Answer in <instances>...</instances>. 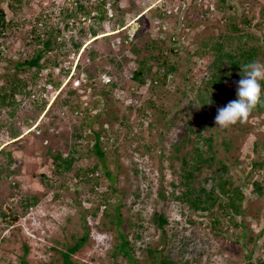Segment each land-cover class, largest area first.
I'll return each mask as SVG.
<instances>
[{
    "label": "rangeland",
    "instance_id": "1",
    "mask_svg": "<svg viewBox=\"0 0 264 264\" xmlns=\"http://www.w3.org/2000/svg\"><path fill=\"white\" fill-rule=\"evenodd\" d=\"M82 1H87V13H78L68 20L65 11L74 10V0H22L16 10H11L6 0L0 1V7L12 21L5 37L0 39V94H8L16 80L27 79L28 83L14 94L12 104H3L0 98V264H19L22 256L27 264H57L61 252L85 231L89 238L72 255L75 264H130L121 255H110L120 240L114 227L103 225L104 206H99L97 215H91L104 191L110 204H115L118 192L110 193L109 181L102 176L96 193H92V183L83 181L77 173L97 162L90 152L93 130L101 132L99 140L106 163L116 174L112 185L123 190L120 230L134 242V264H147L144 248L147 243L156 245L161 237L149 219L155 210L161 209L169 218L165 225L169 238L175 233V257L178 248L185 246L184 256L190 264L264 262V170L247 177L249 162L264 158V112L252 113L242 124L230 125L224 132L230 142L225 156L230 163L233 156L240 161L230 171L235 184H241L245 193L244 220L253 241L244 244L247 239H241L238 229L224 231L223 217L215 228H222V232L217 233L208 225L206 216L169 199L170 182L177 183L180 174V161L174 157L172 143L186 139L182 140L185 145L177 153L179 156L194 145L191 139L187 140L188 123L179 117L190 118L196 128L199 118L205 120L211 112L215 116L218 107L236 98V82L242 78L236 77L240 69L234 70V78L224 77L208 112L196 107L189 109V103H196L199 92L206 98L209 95L200 86L202 79L211 74L216 52L207 50L220 39L230 51L238 39L241 43L256 40L246 34H255V42L264 48V0ZM102 1L99 8L97 4ZM102 9L106 12L100 19ZM243 15L250 19V24L241 23ZM66 21L71 27L66 28ZM231 24L237 29L233 30ZM133 25L135 29L130 35L128 28ZM92 29L99 33L96 39L91 37ZM48 37L60 46L43 55L40 62L49 61L36 77L34 67L18 70L15 63L33 56L41 47L38 42ZM73 42L81 43V48L75 50ZM150 44L156 45L151 54L158 58L147 60L149 72L144 73L143 83H135L130 73L139 60L148 57L146 45ZM171 47L177 48L176 53H168L175 70L164 83L151 85V74L159 67L162 52H169ZM262 60L264 63V56ZM223 63L228 66L225 59ZM72 71L74 75L66 84L63 82L65 85L54 100L53 93L47 102L39 100L36 94L41 91L48 95L43 86L46 79L64 80L65 74ZM78 76L85 82L88 78L87 85L74 87L73 77ZM108 79L115 87L104 83ZM148 102L156 107L150 108ZM141 108L144 110L139 111ZM87 111L91 117L85 121ZM97 112L100 117L96 120ZM142 112L146 115L141 116ZM165 117L171 118L168 126L174 125L166 128ZM34 125L36 128L31 130ZM28 127L31 128L27 130ZM219 127L216 125L211 134L210 129L205 133L215 134ZM16 135L19 139L9 143ZM212 136L214 143L220 144L221 135ZM222 148L219 147L216 158L223 156ZM57 152L63 158L76 157L75 166L56 173L52 156ZM188 158L191 162L189 153ZM211 172L212 168L206 167L196 172L194 184L200 182L209 189L212 181L204 178ZM252 180H261L262 194L255 191ZM160 189L163 197L158 195ZM178 192L176 189L175 194ZM32 196L36 197V204L25 207Z\"/></svg>",
    "mask_w": 264,
    "mask_h": 264
},
{
    "label": "trees",
    "instance_id": "2",
    "mask_svg": "<svg viewBox=\"0 0 264 264\" xmlns=\"http://www.w3.org/2000/svg\"><path fill=\"white\" fill-rule=\"evenodd\" d=\"M1 1V0H0ZM7 6L11 10H16L17 4H20L22 0H6ZM87 1L82 0H74L75 8L72 10L71 8L69 10L65 11V19L68 20L69 18L74 19L77 17L78 13H87V5L84 3ZM103 2V3H102ZM99 2L97 6L100 8L104 4V1ZM16 4V6H15ZM105 11H99V18L102 19ZM85 15V14H84ZM232 18V16H230ZM239 23V22H238ZM241 23H247L250 24V19L243 15V18L241 19ZM12 25L11 19H8L6 17V14L4 12V9L0 7V39L5 37L6 30L9 29ZM239 25V24H238ZM66 28L71 27L70 23L66 21L65 23ZM233 27V30H235L236 25L231 24ZM237 29V28H236ZM33 31V30H32ZM92 35H96V30L92 29ZM57 34L55 33V36ZM249 36L250 39L253 38V36L257 37L255 34H246ZM251 36V37H250ZM37 39V38H35ZM254 39V38H253ZM255 40V41H256ZM39 41V40H37ZM240 40L236 41V46L233 50H227L224 48L223 42L218 40L215 44L211 45L208 52H216V56L212 62V71L210 76L207 79H202L201 81V88L207 89L209 91V95H207V98L203 96L202 91L197 94V100L196 103H189L188 108L195 110L196 108L200 109L201 111L208 112L207 108L209 106L213 105L215 92L218 89L219 85L221 84L224 77H231L234 78V70L240 69L239 74H236V77H240L243 75L242 72V66L246 65L248 63H251L253 61H257L262 63L261 61L262 56H264V48L260 45V43H256L255 41H244L239 42ZM239 43V44H238ZM38 44H41V47L38 48L34 55L30 58H26L22 62H16L15 65L17 66L18 70H27L32 67L36 68L35 75L33 77H36L37 71L46 65V63L49 61V59H46V62H40L43 55L49 51L52 50L60 44L58 42H55L52 40L51 37L46 38L45 40L38 42ZM72 45L74 46L75 50H78L81 46V43L79 42H73ZM203 45H206L203 43ZM148 46L149 54L148 57H144L138 62V66L131 71L130 78L135 83H143L144 79V73L149 72L150 67L147 66V60L149 59H157L158 56L151 54V52L156 48L155 44L146 45ZM205 49H202L200 51H204ZM177 48L171 47L169 52H162V54H165L164 56L161 54L162 59L159 61V67L157 70L151 74V85H156L159 83H164L167 76L172 73L175 70L174 66V60L168 58V53H176ZM205 52V51H204ZM203 52V53H204ZM224 59L226 60V64L228 66H224ZM27 79L23 80H16L14 84L10 87L9 93L6 94L5 92L3 94H0V98L2 100L3 104H12L13 102V96L16 92L21 91L23 87H26L28 83L26 82ZM48 83H51L54 87H57L60 84V81L53 82L51 78L49 77L47 79ZM105 83V82H104ZM90 84V83H89ZM106 84H110L111 87H115L114 82H107ZM262 88L264 90V81H261ZM201 90V89H200ZM9 98V101L7 102L6 98ZM235 98V97H234ZM233 98V100H234ZM236 99V98H235ZM211 101V103H209ZM0 102V104L2 105ZM150 105V108L156 107V105L153 104V102H148ZM196 107V108H195ZM194 108V109H193ZM144 109H139V111ZM89 111V110H88ZM86 112V114L83 116L85 121L89 119L91 116H89V112ZM82 112V111H81ZM264 112V94H261V103H259L250 114H259ZM12 113V112H11ZM144 112L141 113V116H145ZM174 115H178L177 112H175ZM216 116V115H215ZM215 116H213L212 112L206 114L207 119H201L199 118L196 122L198 125L196 128H194V125L190 123V118H187L186 120L183 119V117H179L181 121L188 123V131L190 133L189 138L187 140L191 139V141L194 143L192 149L187 152L183 153L182 155H177L179 151L181 150L182 146L185 145V138H181L179 142L172 143L174 147V157L178 158L180 161L179 166V172L178 174V182L171 181L170 185L172 187V190L169 195V199H173L175 201H178L180 204H185L186 208L189 210L197 211L200 213V216H206L208 220V225L211 226L213 230H216L217 224H219L220 219L223 217V223L222 226H224V231L230 230V228L238 229L239 230V236L241 239H247L243 243L245 244L247 241H253L252 235L248 232V225L245 223V217L247 216L246 212V206L244 205L243 201L245 198V193L242 191L241 184H235L233 180V175L231 173V168L233 166H236L240 163L238 160V156H233L231 163L228 160V156H225L228 151H230V142L227 140V138L224 137V132L226 127H219L216 128L217 132L212 135H221L220 144L216 145L217 143H214L213 136L210 135L211 132L216 127L215 124ZM95 119L97 120L100 117V113L97 112L94 114ZM116 119V116L114 117ZM207 120V121H206ZM94 122V121H93ZM171 122V118L164 119L163 125L168 128L171 127L173 124L168 126L167 124ZM122 123V122H121ZM239 124H242V122H237ZM152 125V124H150ZM128 129H130V125H127ZM193 127V128H192ZM207 129H210V134L207 135ZM221 130L222 132H220ZM223 133V135H222ZM92 135L94 137V141L91 146L90 152L93 153L94 156L97 157V162L93 164L92 167H89L87 169H78L77 173L79 176H81L83 181L91 182L92 185L90 186V190L92 193H96L97 186L101 183L102 176L108 179L109 186L111 188L110 193L118 192L117 194V200L115 204H110L109 200L107 199V192L104 191L103 195L100 198V201L98 205H96L91 215L95 216L97 215V212L99 211V206L101 204L104 206L102 215L106 219V223H103V225H110V227H114L118 231V238L119 242L115 243L112 251L111 256L112 258H116L117 255H121L123 258L127 260L130 264H134V258H133V249H134V242H130L127 238V236L121 232V221L122 217L120 215V207L122 206V203H120V197L123 194V190L120 188L113 186V182H116V174H114V171L111 170V168L108 167L105 159V152L103 150V147L101 146V142L99 140L101 132L98 130H93ZM82 136H80L81 138ZM191 137V138H190ZM131 139V138H130ZM185 140V141H182ZM226 140L228 142H226ZM264 147V144H262ZM223 147L224 150L223 156L221 158H216V152L218 151L219 147ZM204 147V148H203ZM255 147V146H254ZM136 148H138L136 146ZM216 149V150H215ZM255 150H257L255 148ZM188 153L190 154V158L192 161H189ZM173 156V155H172ZM53 163H54V171L56 173L67 171L75 166V163L77 161V158L73 155L69 157H61V154L57 152L53 156ZM250 169L247 172V177H251L254 173H258L261 170H264V158L261 159H252L250 162ZM211 169L212 168V175L205 177L204 181L211 180L212 186L208 189L202 186V184L199 182L194 184L195 179V173L201 172L204 170V168ZM98 171V172H97ZM43 178H46V176L42 175ZM252 184L254 185V189L259 194H262L263 190V184L261 180H252ZM179 189V192L175 194V190ZM174 190V191H173ZM175 194V195H174ZM105 195V196H104ZM158 195L160 197H163V191L160 189L158 192ZM36 197L32 196V200H28L25 203V207L29 205L36 204ZM253 217H255V214H252ZM150 221L153 223L154 227L159 230L161 233V237L156 245H153L151 243H147L145 250L146 260L145 263L147 264H190L189 258H185V246L178 248V254L177 257H175L173 253V249L175 247V233L172 232V238H169L168 234H170V231L168 228H165V225L169 224V218L164 213V211L161 210H155L153 214L150 216ZM192 224H195V222H192L191 219H189ZM139 227H142L141 224H138ZM231 231V230H230ZM217 233L222 232L216 230ZM136 237H140V234H137ZM174 237V240H173ZM88 232L85 231L79 238H76V240L70 244L65 251L61 252V259L58 260L57 264H75L73 260L71 259L72 255L77 252L88 240ZM174 244V245H173ZM27 251V249L25 250ZM184 257V258H183ZM196 259V258H195ZM197 261V260H196ZM19 264H27V261L25 260V256H22L19 259ZM250 264H264V262H257V263H250Z\"/></svg>",
    "mask_w": 264,
    "mask_h": 264
},
{
    "label": "clouds",
    "instance_id": "3",
    "mask_svg": "<svg viewBox=\"0 0 264 264\" xmlns=\"http://www.w3.org/2000/svg\"><path fill=\"white\" fill-rule=\"evenodd\" d=\"M103 11L106 12V10H103ZM97 35H99V33H96V35H92L91 37L94 38ZM107 35H103V36H107ZM124 42L126 43V40H124ZM85 47L86 45L83 46V48ZM75 67H76V64L74 65L73 68L75 69ZM241 68H242L243 75H242V78L236 82L237 84L236 99L229 101L223 107L217 108V114L215 116V124L219 125L220 127H229L230 125H233L237 122H242L246 120L249 117L252 110L259 103H261V94H262L261 81H264V63L253 61L251 63L243 65ZM66 72H68V70ZM73 75H74V71H72L71 73L69 72L68 75L66 73L65 76L63 77L64 80L62 78H60V80L59 79L57 80V82L60 81V84L57 87H54L51 83H48L46 79L45 80L46 85L44 84L43 86L47 88L48 95H46L44 91H41L40 94L38 95L36 94V96H38L40 101L47 102L49 100V94L53 93L54 95H52V97L54 100L57 94L63 88V86L72 78ZM87 81H88V78L86 79V82H85L83 79H80L79 76L73 77V86L77 88V87H81V85H87L86 84ZM104 82L111 83L109 79ZM209 103H211V101ZM36 126L37 125H34L31 130L35 129ZM29 128L31 127H28L27 130H29ZM18 136L19 135L13 136L12 137L13 139L9 143H12L15 140L19 139L17 138ZM6 144L7 143H5V145Z\"/></svg>",
    "mask_w": 264,
    "mask_h": 264
},
{
    "label": "water",
    "instance_id": "4",
    "mask_svg": "<svg viewBox=\"0 0 264 264\" xmlns=\"http://www.w3.org/2000/svg\"><path fill=\"white\" fill-rule=\"evenodd\" d=\"M134 29H135L134 25H133V26H130V28H128V33H129L130 35H132Z\"/></svg>",
    "mask_w": 264,
    "mask_h": 264
},
{
    "label": "bare ground",
    "instance_id": "5",
    "mask_svg": "<svg viewBox=\"0 0 264 264\" xmlns=\"http://www.w3.org/2000/svg\"><path fill=\"white\" fill-rule=\"evenodd\" d=\"M128 26H129V25H128ZM125 27H127V26H124V28H125ZM107 34H108V33H107ZM107 34H106V35H107ZM97 36H98V35H97ZM97 36H96V37H97ZM96 37H94V39H96ZM89 43H90V42H89Z\"/></svg>",
    "mask_w": 264,
    "mask_h": 264
},
{
    "label": "flooded vegetation",
    "instance_id": "6",
    "mask_svg": "<svg viewBox=\"0 0 264 264\" xmlns=\"http://www.w3.org/2000/svg\"><path fill=\"white\" fill-rule=\"evenodd\" d=\"M5 217V216H4Z\"/></svg>",
    "mask_w": 264,
    "mask_h": 264
}]
</instances>
